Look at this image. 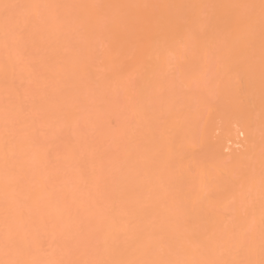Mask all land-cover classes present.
<instances>
[{
	"label": "bare ground",
	"instance_id": "obj_1",
	"mask_svg": "<svg viewBox=\"0 0 264 264\" xmlns=\"http://www.w3.org/2000/svg\"><path fill=\"white\" fill-rule=\"evenodd\" d=\"M0 264H264V0H0Z\"/></svg>",
	"mask_w": 264,
	"mask_h": 264
}]
</instances>
